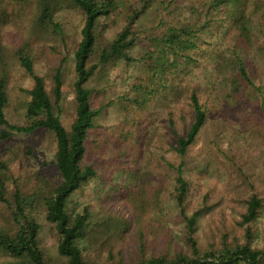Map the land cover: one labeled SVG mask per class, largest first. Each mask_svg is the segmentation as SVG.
<instances>
[{"label": "rangeland", "instance_id": "1", "mask_svg": "<svg viewBox=\"0 0 264 264\" xmlns=\"http://www.w3.org/2000/svg\"><path fill=\"white\" fill-rule=\"evenodd\" d=\"M117 1L118 8L101 22L100 39H112L134 8H139L136 30L141 38L128 50L131 61L117 59L99 65L86 84L93 106L105 107L97 117V127L86 139L85 159L93 164L96 175L72 195L70 206L79 209L88 205L97 213L120 212L127 217L128 228L100 234L99 238L86 237L81 243L84 255L106 264L109 250L114 259L129 261L141 255L173 253L183 246V220L171 195L174 170L169 162L179 160L173 146L176 132L184 133L192 119L188 96L193 90L206 110L205 124L184 157L188 205L205 202L206 206L198 220V232L222 219L224 224H232L245 206L243 199L251 192H259L263 206L254 223L251 244L264 248V0H244L250 20L248 37L241 36L233 26L226 15L228 7L206 17L210 0ZM1 4H6L7 18L1 34L7 51L12 53L27 42L34 70L43 76L49 89L51 74L61 66L68 102L59 116L68 127L74 115L69 101L83 13L76 7L56 12L53 20L59 32H55L51 25L36 24L38 0H0V8ZM206 18L209 24L200 32L197 47L188 51L191 60L167 67L148 105L138 107L132 101L136 96L133 86L148 82L150 62L144 55L150 37L161 35L170 25H200ZM9 61V103L4 112L10 123L21 124L28 99L25 89L32 86V79L15 58ZM238 62L245 65L253 85L235 95L226 81L237 73ZM54 153L55 140L45 129L0 138V163L5 162L26 188L42 174L55 172ZM141 186L147 188V196L158 193L155 201L148 197L157 205H150L149 212L146 208L147 212L138 216L136 199L144 194ZM127 191L134 192L133 208L123 197ZM10 192L8 188L7 196ZM38 221L44 255L54 264H65L43 212ZM139 226L145 234L143 249L138 243ZM234 228L244 240L241 229ZM4 258L0 255V261Z\"/></svg>", "mask_w": 264, "mask_h": 264}, {"label": "trees", "instance_id": "2", "mask_svg": "<svg viewBox=\"0 0 264 264\" xmlns=\"http://www.w3.org/2000/svg\"><path fill=\"white\" fill-rule=\"evenodd\" d=\"M5 5L1 4L0 8V138L7 139L15 133H32L37 129L51 132L55 140V172L42 174L26 188L13 176L5 162L0 163V255L5 257L0 264H54L44 255L39 241L41 225L38 216L42 212L51 224L57 241V253L65 258V264H100L84 255L81 243L86 237L99 238L103 233L125 231L128 219L117 211L97 213L88 205L79 209L70 206L72 195L96 175L93 164L85 159L86 139L89 132L97 127V117L105 107L104 104L93 106L92 93L86 84L99 65L117 59L132 60L128 50L141 38L136 30L139 8H134L128 14L124 26L112 39L103 41L99 34L101 22L118 8L117 0H38L36 24L51 25L55 32H59V26L54 22L53 15L59 10L76 7L84 15L81 39L74 50V80L69 101L74 115L66 127L59 116L64 103L68 102L62 68L57 66L54 69L49 89L43 76L34 70L32 57L26 48L27 42L17 46L12 53L7 51L1 34V27L7 18ZM227 7L226 15L231 18L233 26L241 36L248 37L251 33L250 20L245 12L244 0H210L205 16ZM208 24L207 18L200 25L181 22L170 25L161 35L148 38L144 55L150 62L148 82L133 86L136 96L132 101L138 107L148 105L157 92V85H161L167 67L191 60L188 51L197 47L200 32ZM11 57L32 79V86L25 89L28 99L24 103V122L21 124L10 123L4 112L9 103ZM93 57L95 61H91ZM226 85L235 95L242 94L248 86L253 85L242 62H238L237 73L227 79ZM188 104L192 119L184 133L176 132L173 146L179 160L169 162L174 170L171 195L183 220V246L173 253H152L129 261L114 259L109 250L110 260L106 264H264V248L251 244L254 223L263 206L259 192H251L243 199L245 206L232 224L226 225L222 219L218 224L198 232V220L206 206L205 202L193 207L188 205L189 182L184 174V157L205 124L206 110L194 90L188 96ZM141 187L144 194L136 199L138 216H143L146 208L149 212L150 205H157V202L150 203L148 197L155 201L158 193L147 196V188ZM8 188L11 189L10 196H7ZM133 196L134 192L131 191L123 196L127 197L132 208ZM234 227L241 229L244 240H240ZM138 228V243L143 249L144 230L141 226Z\"/></svg>", "mask_w": 264, "mask_h": 264}]
</instances>
